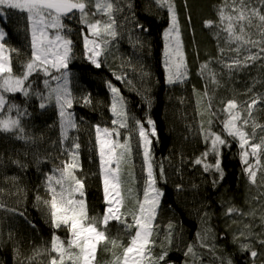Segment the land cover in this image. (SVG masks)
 I'll list each match as a JSON object with an SVG mask.
<instances>
[{
  "label": "snow or ice",
  "instance_id": "6c2138e0",
  "mask_svg": "<svg viewBox=\"0 0 264 264\" xmlns=\"http://www.w3.org/2000/svg\"><path fill=\"white\" fill-rule=\"evenodd\" d=\"M154 4L158 9L166 10L169 19V26L163 32L166 83L169 86L183 85L189 79L190 69L174 0H154ZM125 9L127 13L123 19L132 25L129 40L134 47H143V40L133 33L148 29L138 21L133 0H0V22L10 13L22 14L28 39V51H22L8 43L9 33L0 27V133L26 144L34 143L35 138L28 133L25 123L32 115L29 102H38L37 107L42 111L54 107L61 155L66 156L50 173H44L43 187L48 198L44 199L39 194L35 196L36 205L44 207L48 223L54 231L50 244L35 248L32 256L26 258L28 264H33L43 254H47V264H97V252L101 245L112 254L110 264H169V249L179 233L174 232L172 222L168 223L166 232L158 231L157 216L164 192L157 185L165 180V173L162 164L158 175L154 170L152 145L157 129L152 118L146 115L144 120L138 119L129 111L127 98L121 89L112 81H106L110 92L112 126H93L105 204L102 215L89 214L84 179L78 174L82 172L81 144L78 135L70 136L79 128L76 114L72 111L74 103H82L86 107L92 104L90 93L77 96L71 88L68 69L74 58V40L71 38L75 30L73 21L80 25L85 58L96 69H101L106 65V58L101 57L121 35L119 29L124 25L118 23L117 16L125 13ZM216 17V20H206L204 26L213 29L218 55L199 65L197 74L205 81L203 92L193 87V94L197 97V114L202 118L197 131L205 144L204 152L193 163L202 166L215 187L224 177L221 166L223 150L230 149L235 141L242 170L249 183L256 186L258 172L264 173V123L258 121L255 113L264 111V92L254 89L256 83L264 81L254 80L246 88V93H251L248 100H221L222 107L215 103V88L222 85L221 77L225 74L231 79L234 73L252 67L264 69V0H221L216 6ZM22 55L24 59L21 61L19 57ZM14 60L19 63V68L14 66ZM214 64H218L220 70L213 67ZM112 75L115 80L133 86L126 73L113 72ZM209 85L215 86L211 92ZM17 95L23 97L19 103L15 99ZM143 100L150 107L151 97L146 91ZM205 116L206 121L203 119ZM217 123L219 131L214 127ZM136 155L142 156L143 162L142 195L131 187L137 182L132 171ZM40 162L41 158L37 156L34 163L38 165ZM0 163H3L2 159ZM11 163L21 170L29 167V162L20 159H12ZM8 179L16 182L19 177ZM260 186H264V175L261 176ZM176 187L178 191L182 190V185ZM129 200L134 202L133 207H126ZM0 209L24 215L23 211L8 208L2 202ZM256 211L243 212L230 206L225 215L255 216ZM208 216L207 211L202 214L204 227L196 233L197 244L186 246L184 256L190 260L185 259V264H196L202 259L196 251L197 246L207 249L214 256L216 254L217 246L209 242L216 237L211 234L212 229L206 219ZM260 219L261 232H254L252 225L245 224L247 231L234 234V241L243 238L239 248L249 253L252 264L261 255L252 244V239L255 238L264 247V213H261ZM111 222L121 225L122 231L128 234L127 244L109 235ZM60 229L65 230L66 237L57 234ZM161 235L163 239L158 240ZM9 239H12L11 233ZM157 245L161 248L159 254L154 253ZM14 252L19 255V248L14 247ZM217 259L220 264H233L231 258Z\"/></svg>",
  "mask_w": 264,
  "mask_h": 264
},
{
  "label": "trees",
  "instance_id": "16d2710c",
  "mask_svg": "<svg viewBox=\"0 0 264 264\" xmlns=\"http://www.w3.org/2000/svg\"><path fill=\"white\" fill-rule=\"evenodd\" d=\"M179 17L184 52L190 69L188 81L183 85L169 86L166 83V74L163 67V32L167 28L169 19L167 11L158 9L150 0H133V7L138 21L145 25L148 31L137 30L134 36L143 40V47L133 46L129 40L132 25L123 19L125 13L117 16L118 23L123 24L119 30L121 35L117 43H113L112 50L106 58V65L96 69L85 58L83 50V37L79 32L80 26L73 22L74 31L71 38L74 40V58L69 64L71 73V88L73 94L81 96L90 93L92 104L83 106L74 103L72 111L76 114L78 131H73L70 136H79L80 164L85 183V199L90 215H102L105 204L103 201L102 180L99 174V160L95 148L94 125L111 127L110 92L106 81H112L118 86L127 98L128 109L138 119L144 120L146 115L155 122L157 137L153 138V164L157 175L162 164L165 180L158 182L164 195L161 198L157 223L158 231H167V225L172 222L174 232L179 237L174 239L169 249V264H185L184 251L189 243L197 244L196 233L204 227L201 223L202 214L207 211L208 226L215 235V256L207 249L196 247L202 259L196 264H220L217 257L231 258L233 264H252L249 253L239 248L240 239L234 241V234L247 231L245 224L253 226L256 233L262 231L261 213H264V186H260L261 176L258 172L257 185L249 183L244 173L235 141L231 148L223 150L222 168L223 179L213 187L211 178L203 172L202 166L193 163L205 150V144L198 134L199 121L202 119L197 114L196 99L193 87L200 92L205 88V81L197 74L199 65L206 60L217 57V39L213 29L206 28V20H216V6L221 0H174ZM22 14L10 13L0 27L9 33L8 43L12 46L28 51V39L25 32L26 21ZM124 35V36H123ZM127 39L125 42L124 40ZM15 55V54H14ZM20 56L19 60H23ZM101 59H105L104 57ZM14 66L19 68V63L14 60ZM213 67L220 70L218 64ZM126 73L132 80L133 86H127L115 80L112 75ZM148 73V75H143ZM222 85L215 88V103L219 106L221 100L235 98L240 102L248 100L251 93H246V88L254 80L264 81V69L252 67L245 71L234 73L229 79L227 75L221 77ZM209 91L215 87L209 85ZM151 97L150 107L144 102L143 94ZM254 91L264 92V83H256ZM138 92L140 94H138ZM19 103L23 97L15 98ZM36 101L29 102V111L32 113L27 120L28 133L35 138L34 143L26 144L16 140L11 135L0 133V202L8 208L19 209L24 215L0 209V264H28L26 258L32 256L33 250L50 244L53 229L50 227L46 210L37 206L35 196L39 194L47 199L43 187L44 173H50L60 160L66 159L61 155L62 146L59 144V127L55 108L40 110ZM206 103V101H205ZM259 122L264 123V111L255 113ZM207 119V117H203ZM222 119V117H221ZM205 127L207 124L205 123ZM217 131L219 124H214ZM251 131V129H249ZM231 139V138H229ZM39 156L41 162L34 163ZM12 159L29 162L27 170L19 169L11 163ZM141 158L134 157V167L137 182L131 187L137 194L142 195L143 173L141 171ZM17 176L14 182L9 177ZM177 185H182V190H177ZM258 197L259 199H254ZM132 200L127 201L126 207H133ZM235 206L243 212L256 209L255 216H227L228 207ZM237 223H233V221ZM109 235L116 236L124 244L128 242V234L122 231V226L116 222L109 225ZM11 233L12 239H9ZM62 238L66 237L64 229L57 231ZM161 235L158 240H162ZM252 244L261 253L255 264L264 260V247L256 239ZM14 247L19 248V255L14 252ZM117 252L121 249H116ZM161 248L157 245L154 253L159 254ZM47 254H43L33 261V264H47ZM100 261H111L112 254L104 250L102 245L98 250Z\"/></svg>",
  "mask_w": 264,
  "mask_h": 264
},
{
  "label": "rangeland",
  "instance_id": "374dc122",
  "mask_svg": "<svg viewBox=\"0 0 264 264\" xmlns=\"http://www.w3.org/2000/svg\"><path fill=\"white\" fill-rule=\"evenodd\" d=\"M150 1H152L153 2V4H154V0H150ZM155 5V4H154ZM74 22V21H73ZM75 23V22H74ZM80 26V25H79ZM168 26H169V23H168ZM168 26H167V28H168ZM119 30H121V29H119ZM82 36V35H81ZM124 36V35H123ZM83 37V36H82ZM118 39V38H117ZM127 39H125L124 40V42L126 41ZM116 41H113V43H115ZM117 43V42H116ZM163 48H164V40H163ZM111 50H112V47H110L109 48V50L105 53V56H103L104 58H107L108 56H109V53L111 52ZM102 57V58H103ZM112 118V117H111ZM122 132L124 131V130H121ZM133 143L135 144V139L133 140ZM139 157L141 158V164H139V166L141 165V167H142V169H141V171H142V173H143V177H144V172H143V162H142V156H140L139 155ZM141 191H142V189H141ZM142 194V193H141ZM102 246V245H101ZM100 246V247H101ZM99 250V249H98ZM97 264H110V262L109 261H106V260H102V261H100L99 259H98V252H97Z\"/></svg>",
  "mask_w": 264,
  "mask_h": 264
}]
</instances>
